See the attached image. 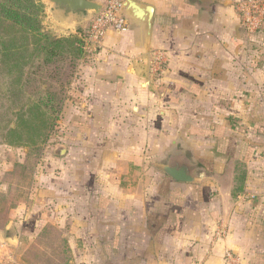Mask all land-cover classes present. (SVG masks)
<instances>
[{
  "label": "crops",
  "instance_id": "1",
  "mask_svg": "<svg viewBox=\"0 0 264 264\" xmlns=\"http://www.w3.org/2000/svg\"><path fill=\"white\" fill-rule=\"evenodd\" d=\"M90 1L104 8L106 0ZM136 1L154 10L149 40L145 24L125 15L127 31L107 30L91 52L82 38L93 16L46 8L87 53L71 99L74 169L96 176L100 160L108 170L101 186L71 189V217L61 221L72 225L70 256L60 264H224L225 251L240 264H264V173L250 174L245 146L261 121L254 95H264V42L241 27L238 0ZM184 157L198 183L158 168ZM131 176L141 182L122 183ZM29 211L10 210L5 230L16 231L0 247L21 264L12 250L47 225Z\"/></svg>",
  "mask_w": 264,
  "mask_h": 264
},
{
  "label": "rangeland",
  "instance_id": "2",
  "mask_svg": "<svg viewBox=\"0 0 264 264\" xmlns=\"http://www.w3.org/2000/svg\"><path fill=\"white\" fill-rule=\"evenodd\" d=\"M33 3L36 8L30 9V13L36 22H40L41 32L27 31L17 25L8 33L0 28L13 44L11 48H16L6 53L0 46V247L5 243V235H13L16 231L15 226H11L8 233L5 230L10 210L21 206L23 212L30 206L29 212L34 211L31 213L40 215L47 225L31 244H28L26 238L18 246L19 253L12 252L25 264L28 261L32 264H60L70 256L69 241L65 238L66 234L72 232V225L61 221L64 215L65 220L71 217V189L76 185L101 186L106 177L100 175L108 173V170L100 160L96 176L88 174L86 170L80 172L74 169V152L77 150L72 146L74 132L70 123L73 117L71 99L75 93L73 83L78 66L87 57V53H84L78 40L79 43L73 45L48 47L44 36L56 39L69 37H64L56 25L60 16H50L46 12V8L49 10L50 7L46 0H33ZM23 4L27 5V1L24 0ZM257 36L258 39L253 42H264V32L261 31ZM250 48L255 50L256 47ZM262 50L264 52V47ZM9 61L25 63L21 73L7 71L4 65ZM258 63L261 68V61ZM254 101L256 105L263 104L264 108V95L255 94ZM262 108L258 112L261 121L251 126L250 130L257 135L256 140L245 144L251 149L249 172L256 176L264 173ZM64 150L67 152L65 163L62 159ZM88 153V149L83 152L85 162ZM101 166L104 169H100ZM128 178L129 181L122 183L141 182L139 176ZM145 178L150 177L146 175ZM261 179L264 181V176ZM62 187L70 190L64 195ZM67 205L68 210L62 209ZM25 228L23 225L21 232ZM25 232H28V228ZM12 247L15 246L4 247L6 253H11L9 249ZM8 255L0 254V264Z\"/></svg>",
  "mask_w": 264,
  "mask_h": 264
},
{
  "label": "built area",
  "instance_id": "3",
  "mask_svg": "<svg viewBox=\"0 0 264 264\" xmlns=\"http://www.w3.org/2000/svg\"><path fill=\"white\" fill-rule=\"evenodd\" d=\"M121 0H106L103 10L94 15L83 34V43L86 51L97 46L107 30L117 33L126 32L128 22L122 11ZM240 25L249 38H254L264 27V0H238L235 3ZM224 264H240L237 256L231 251H225ZM1 264H21L14 256L8 255Z\"/></svg>",
  "mask_w": 264,
  "mask_h": 264
},
{
  "label": "water",
  "instance_id": "4",
  "mask_svg": "<svg viewBox=\"0 0 264 264\" xmlns=\"http://www.w3.org/2000/svg\"><path fill=\"white\" fill-rule=\"evenodd\" d=\"M46 2L54 13L67 17H92L103 10V5L90 0H46ZM122 11L126 16L145 24L148 41L152 27L153 8L136 0H124ZM158 168L177 182L194 184L199 181L195 172L196 167L191 165L185 157L179 161L171 159L168 163L159 165Z\"/></svg>",
  "mask_w": 264,
  "mask_h": 264
},
{
  "label": "trees",
  "instance_id": "5",
  "mask_svg": "<svg viewBox=\"0 0 264 264\" xmlns=\"http://www.w3.org/2000/svg\"><path fill=\"white\" fill-rule=\"evenodd\" d=\"M23 1L24 0H0V28H3L5 32L8 33L9 30L12 31V29H14V25L24 27L27 31L30 30L31 32H34L39 30L41 32L40 22H36L30 13V9L35 7L33 0H25L27 1V5H24ZM44 38L46 39L48 47L56 45L55 47L60 48L62 44L73 45L78 43L77 39L72 36L67 39H56L49 36H44ZM0 46L3 47V50L6 53L11 50H16V48H11L13 44L6 37V34L1 31V29ZM41 49L44 50V46H42ZM77 51L80 53V48H78ZM2 56H5V54H2ZM24 65L25 63L9 61L8 64H5L4 66L9 72L17 71L18 73H21V68Z\"/></svg>",
  "mask_w": 264,
  "mask_h": 264
}]
</instances>
